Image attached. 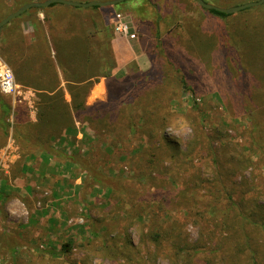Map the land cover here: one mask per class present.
Returning a JSON list of instances; mask_svg holds the SVG:
<instances>
[{
	"label": "rangeland",
	"instance_id": "374dc122",
	"mask_svg": "<svg viewBox=\"0 0 264 264\" xmlns=\"http://www.w3.org/2000/svg\"><path fill=\"white\" fill-rule=\"evenodd\" d=\"M17 6L0 0V16ZM52 8L57 79L67 67L57 57L80 37L97 61L86 104H104L90 120L73 118L71 134L67 114L37 120L32 88L0 91L10 106L7 132L0 126V264H252L244 232L260 256L264 230L228 207L240 201L264 218V2L227 16L196 0ZM115 12L136 33L128 49L112 38ZM16 20L0 28V49L14 57ZM63 243L68 252H48Z\"/></svg>",
	"mask_w": 264,
	"mask_h": 264
},
{
	"label": "trees",
	"instance_id": "16d2710c",
	"mask_svg": "<svg viewBox=\"0 0 264 264\" xmlns=\"http://www.w3.org/2000/svg\"><path fill=\"white\" fill-rule=\"evenodd\" d=\"M77 1H88V0H77ZM127 1V0H125ZM122 1V2H125ZM121 2V3H122ZM65 5L62 3H52L48 7L53 5ZM73 8H79L80 6H70ZM93 8L103 7V8H110V6H99L94 5L91 6ZM252 8V6H251ZM31 9H34L35 11H43L45 13L46 8L44 7H32ZM246 9H250L249 7ZM211 13L219 15V16H227L228 14L216 11L214 9H208ZM44 20L46 18L44 17ZM44 40L39 42L38 48L43 50V52H39L37 56L34 57V62L38 59H42L43 61L40 62L41 65H35L34 62L30 64H26L24 60L18 59L17 57H14L11 55L8 51L7 54L3 49H0V53L5 57V59L10 63L12 66L13 73L15 75L16 82L20 85L26 86V87H32L33 85H37L40 88L43 89V91H55L53 96H47L44 94H38V96L41 99L42 104L38 106L37 111V120L38 121H48L49 118L53 119L54 114L60 115V113L65 116L67 114V125H65L67 131L69 133H75L74 127H73V118L78 117L81 120H90V118H93L95 115H100V108L103 106L102 101L96 102V104L88 105L86 104V97L89 94V91L91 87L94 84V70H93V64L97 62L94 58H92L91 49L89 48L88 44H85L83 40L80 37H74L72 41V45L75 47L74 49H71L68 53H64V58H58L57 57V63L63 65L64 59H66L67 67L65 69H62V73L64 74V77L66 80V90L69 94V102H66L63 97L60 99L63 95L62 88H57L58 79L56 77V69L51 64L52 61H50V47L48 44V41L45 38V32L42 29V26L39 27ZM1 31V30H0ZM1 33V32H0ZM78 40H80L78 42ZM65 41H63L64 43ZM56 56V52H54ZM63 60V61H62ZM31 61V60H30ZM82 69L78 72L76 69L81 67L82 62ZM69 62L71 65H75L76 68L68 67ZM77 63V65H76ZM95 65V64H94ZM71 68V69H70ZM67 69V70H66ZM68 70H70L73 75L72 78H68ZM65 71V72H64ZM66 74V76H65ZM109 71L106 72L103 76L107 77L109 76ZM33 80V81H32ZM0 126L3 129V131L6 133L8 130V122L6 118L8 117V114L10 113V106L8 102L5 100V98L0 94ZM49 115V116H48ZM258 124L255 123L252 128L253 134L258 131ZM29 140V139H27ZM253 141L256 143H260L261 138L258 134L254 135ZM165 142L167 144H171L172 141L169 139H165ZM50 149H42L44 152H49ZM57 154L59 152H56ZM62 155H60L61 157ZM63 157V156H62ZM66 157V156H65ZM75 154H68L67 159L71 161H76L77 158L80 159V157H77ZM90 174L93 175V179H96L97 172L93 169L90 170ZM96 176V177H95ZM229 205L228 208H232L234 205H238L239 207V215L241 216V219H243L247 223H252L256 226H259L261 229L264 230V218L261 216L254 217L252 212L247 211L243 206H241L240 201L233 202ZM154 236H157V234H154ZM244 236L246 237V241L248 242L250 246V258L252 264H260L264 262V252L259 256L258 255V249L253 246V244L250 242V239L247 238V234L244 232ZM14 250V248H13ZM70 250V245L68 243H63L60 245L59 250L56 248H50L48 252L53 255H59L61 253L68 252Z\"/></svg>",
	"mask_w": 264,
	"mask_h": 264
},
{
	"label": "crops",
	"instance_id": "0c3cea01",
	"mask_svg": "<svg viewBox=\"0 0 264 264\" xmlns=\"http://www.w3.org/2000/svg\"><path fill=\"white\" fill-rule=\"evenodd\" d=\"M14 1L18 3V6H17V8H18L22 4H25V3L30 2L32 0H14ZM48 6L44 7V8H46L45 13H44V10L39 11L37 13L27 12L29 9H31V8H29V9L25 10L24 12H22L21 14H19L18 16H16V18L18 20H16L13 24L14 25L13 26V34L14 35H13V37H11V39H9V47L13 50V54L18 59H21V60L28 62L31 60V58L33 56H37L39 54V52H43V50L38 48V46L40 45L39 42L44 40L42 32L39 28L40 26H42V29L45 32V38L48 41V44L50 47L49 48L50 53L51 54L53 53L51 46H50L52 35L50 33V28H47V26H45L44 17H45L46 12L49 13V11H50V13H55V10H53V8H52L55 5L50 6V7H48ZM17 8H15V10ZM6 15L7 14H2V17L0 16V20L2 18H4ZM113 35H112L113 39H115L114 37H116V39H121L124 41L123 45L126 46L125 47L126 49L131 47V44L129 43V41L130 40L132 41V39L120 36L116 33ZM135 37H136V33H135ZM111 49H113V51L115 50L114 47H112ZM114 54H115V52H114ZM115 56H116V54H115ZM115 56H113V59L115 58ZM65 85H66V80L58 79V83H57L58 87H56V89L59 87L62 88L64 93L59 98L62 99V97H63V99L66 102H68L70 98H69L68 92L66 91ZM32 87H34V89L32 88V90H33L35 96H38V94L53 96L55 93V91L49 92V91H43V89H38L40 87L37 85H33ZM27 116L29 119L28 121L32 122V118H30V116L28 115V112H27ZM51 121H52V119L50 120V122ZM34 140L36 141V143L40 142L39 139L38 140L34 139Z\"/></svg>",
	"mask_w": 264,
	"mask_h": 264
},
{
	"label": "water",
	"instance_id": "95a60500",
	"mask_svg": "<svg viewBox=\"0 0 264 264\" xmlns=\"http://www.w3.org/2000/svg\"><path fill=\"white\" fill-rule=\"evenodd\" d=\"M122 1L125 0H88V1H77V0H32L30 2H27L25 4H22L19 6L16 10L12 11L11 13L7 14L4 18L0 20V28L3 27L4 24H6L9 20L12 18L18 16L25 10L32 8V7H47L48 5L52 3H62L65 5H70V6H80V7H90L94 5H99V6H112L116 5ZM197 3L206 8V9H214L219 12H223L226 14L229 13H234L236 11H239L241 9H245L247 7L251 6H258L264 2V0H253V1H248L244 2L241 4H237L234 6H229V7H221L214 5L212 3L206 2L205 0H196Z\"/></svg>",
	"mask_w": 264,
	"mask_h": 264
},
{
	"label": "built area",
	"instance_id": "2783aa9c",
	"mask_svg": "<svg viewBox=\"0 0 264 264\" xmlns=\"http://www.w3.org/2000/svg\"><path fill=\"white\" fill-rule=\"evenodd\" d=\"M113 30L116 34L127 37L129 39L135 38V33L129 30L128 24L121 13H114ZM10 67L0 58V91L4 94H15L16 92L24 91L19 88ZM31 93L30 89L28 90ZM26 92V91H24ZM32 95V93H31Z\"/></svg>",
	"mask_w": 264,
	"mask_h": 264
}]
</instances>
